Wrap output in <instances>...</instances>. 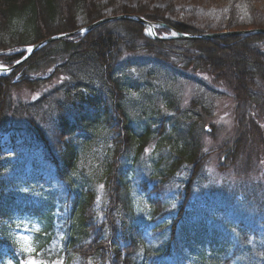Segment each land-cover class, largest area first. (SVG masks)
<instances>
[{
	"label": "trees",
	"instance_id": "trees-1",
	"mask_svg": "<svg viewBox=\"0 0 264 264\" xmlns=\"http://www.w3.org/2000/svg\"><path fill=\"white\" fill-rule=\"evenodd\" d=\"M107 5L103 0H0V36L13 34L10 39L20 50L35 40L75 31V23L65 22H72L78 12L90 15L86 25L104 18ZM113 14L141 16L192 34L183 24L166 21L153 11L123 7ZM58 20L62 26H56ZM233 20H228L229 25ZM15 26L20 31H14ZM247 28H264V18L253 19ZM27 39L34 41L24 44ZM188 46L196 55L184 54L180 62L177 51ZM124 50L161 61L169 60L163 53L170 57L175 51L176 64L185 66L195 60L198 73L225 84L233 93L239 111L246 101L250 103L254 80L264 83V35L154 41L144 35L143 26L120 21L82 38L76 35L54 42L32 55L0 77V136L11 131L26 146L10 157L0 155V264H264V198L255 192L239 198L238 190L204 186L206 156L193 126L185 125L184 119H170L171 124L159 130H152L150 124L134 129L124 95L129 90L121 79L123 69L117 70V60L112 58L114 52ZM23 54L4 53L0 63L10 67ZM56 58L63 63L59 68ZM51 61L49 75L70 79L64 80L73 88L59 84L41 98L16 101L11 91L17 69L22 68L23 75L17 78L24 84L21 89L35 91L47 83L45 67ZM78 66L86 71V79L78 75ZM93 80L113 94L109 98L114 97L120 116L115 123L113 103L95 102L100 98L94 97L96 91L103 90L92 87ZM59 95L62 102L56 98ZM92 103L91 111L83 106ZM47 106L52 113L43 109ZM76 109L80 111L73 115L75 124L70 114ZM19 124L29 129L19 130ZM77 124L82 126L80 133ZM55 128L62 135L60 142H50L47 134ZM149 143L161 153L143 160L142 151ZM228 147L225 161L232 158ZM142 198L146 224L134 218L136 202ZM19 219L30 227L29 253L14 242L12 229ZM126 221L130 237L135 227V237L121 247L117 229Z\"/></svg>",
	"mask_w": 264,
	"mask_h": 264
},
{
	"label": "rangeland",
	"instance_id": "rangeland-1",
	"mask_svg": "<svg viewBox=\"0 0 264 264\" xmlns=\"http://www.w3.org/2000/svg\"><path fill=\"white\" fill-rule=\"evenodd\" d=\"M103 2L108 3L103 11L104 18L117 16L113 14V10L120 11L123 7L129 9H144L158 13L166 21L183 24L188 30L192 31V34L196 32L212 34L223 31L252 30L248 29L247 25L255 18L258 19V22L263 21L264 18V0H103ZM76 14L71 18L73 19L72 22L68 20L65 24L75 23L76 30H78L77 28L87 26V19L90 15L87 12H78ZM90 14H93V9ZM231 17H234V22L232 23H235V25H232V23L229 25L230 22L228 20ZM62 22L58 20L55 24L57 27L62 26ZM113 22L120 21H112L100 26L105 25L106 28H109ZM127 22L141 26L137 22ZM100 26L97 28H100ZM166 26L175 29L170 24H166ZM232 26L237 28H232ZM97 28L95 29L97 30ZM15 30L17 32L20 31V26H15ZM160 31V37H166L167 34L165 32L170 33L166 29ZM12 35L2 34L0 36V54L7 52L15 53L19 50L16 47L17 42H13L10 39ZM33 41L34 39H27L24 44L32 43ZM35 41L38 43L37 40ZM72 42H75V40ZM177 52H179L180 62L184 54L188 56L196 55V50L189 46L186 48L183 47ZM149 55H144V53L129 54L124 50L122 53H119V51L114 52L112 57L117 60V63H115V66L118 67L117 70L123 69L121 79L124 80L125 85L127 84L126 88L129 90L124 95L128 106L127 111L132 123L135 125L134 129L140 127V130H142L146 124H150L152 130H159L162 128L161 126L165 128L167 123L171 124L170 119H174L175 122L184 119L186 121L185 125L191 124L193 126L198 139H200L202 151H204L206 156L202 167L204 178H206L204 186H213L220 189H225L226 186L228 192L238 190L237 195L239 198L248 195V193L255 192L263 199L264 83L259 79L254 80L256 84L249 87L250 94L248 97L251 99L250 103L246 101L245 106H242L241 111H239L233 93L226 88L225 84H217L207 75L198 73L199 65L196 64L195 60H191L190 64L185 66L183 63L176 64L175 51L173 56L171 54L170 57L163 53V57L169 59L163 61L152 56L150 57ZM47 61H50V59ZM53 61L59 65L58 68L63 65V63L59 64L57 58ZM46 63H43V65H46ZM49 63V65H46V69L44 68L49 76L48 81L46 80L47 83L35 91H31L29 88L21 89V86L24 84L21 83L20 85L18 77L20 75L22 76L23 73H19L22 68L17 69L19 71H17L16 86L13 89L14 91H11L16 101H28L37 97L41 98L56 89L57 86L66 85L65 87L67 88H73V85H69L65 81L70 79L59 78L57 76L52 78L49 75L51 69L49 70L48 66L52 64V61ZM230 66V68L234 67L231 64ZM77 70H79L78 75L86 79L87 74L86 71H83L82 66H78ZM233 75L236 76V74ZM93 85L94 88H101L103 90V92L96 91L95 96L91 95L96 98L100 97L95 101L96 103L100 102V100L103 104L105 102L107 104L113 103L111 106L113 109L112 123H115V120L119 119L120 116L117 113L118 108L114 107V97L111 100L109 98L113 94L106 93L108 91L105 87H100L95 80H93L92 87ZM79 88L81 89V87ZM3 91L5 90L3 89ZM81 92L83 93L84 91L82 90ZM84 93L87 95L91 94L88 91ZM56 98L61 102L63 100L61 95ZM93 103L90 106H83L84 108L87 106L91 111L94 107ZM198 103L200 104L197 105ZM43 109L47 114L52 113L50 106ZM79 111V109H76L74 110V114H70L72 116L70 118L75 124L76 122L74 121L77 118L73 115ZM90 115L91 113L87 116ZM181 126L184 127V123ZM17 127L19 130L26 131L29 129L24 124H19ZM76 128H78L77 130L80 133L82 126L77 124ZM47 134L50 138L52 137L50 142H56L57 140L60 142L61 139L63 140L60 131L58 132L56 128L49 130ZM9 143L10 139L7 136L3 139L2 144L7 145ZM49 145L51 146V144ZM228 145V149L232 153V158L227 156L228 159L225 161L223 153L226 151ZM160 153L156 152L154 143H149L142 151L141 159L150 160L151 156L158 157ZM221 164L223 167H221ZM229 195H232V193ZM136 203L137 207L134 218L136 220L138 219V223H141L144 217H147L145 203L142 200ZM256 203L259 204L258 202ZM174 205L175 202L172 206ZM129 227L130 224L126 221L123 226L117 229L121 239V247H127L135 237V227L131 229V237L129 235ZM29 228L28 222L25 219H19L15 222V226L12 229L15 236V241H13L26 253H29L32 248L29 239Z\"/></svg>",
	"mask_w": 264,
	"mask_h": 264
},
{
	"label": "water",
	"instance_id": "water-1",
	"mask_svg": "<svg viewBox=\"0 0 264 264\" xmlns=\"http://www.w3.org/2000/svg\"><path fill=\"white\" fill-rule=\"evenodd\" d=\"M112 21H135L143 26L149 27L151 34L154 36L155 40H162L160 38H157L155 36L154 33V28L155 26H157L158 24L149 22L144 20L141 17L138 16H129V15H118V16H114V17H110V18H104L102 20H99L89 26H86L84 28H82L79 31L76 32H72V33H67V34H62L59 36H53L50 37L46 40L41 41L40 43L33 45L30 49V53H34L37 50H39L40 48H42L45 45H48L50 43H53L55 41H61L64 40L66 38L72 37L73 35L77 34V33H82V34H87L90 31L94 30L95 28H97L98 26L108 23V22H112ZM160 25V24H159ZM163 27V25H161ZM166 29L171 30L169 27L164 26ZM255 34H262L264 35V29H256V30H247V31H231V32H221V33H214V34H207V35H178L177 38L179 39H183V40H211V39H216V38H223V37H238V36H249V35H255Z\"/></svg>",
	"mask_w": 264,
	"mask_h": 264
},
{
	"label": "snow or ice",
	"instance_id": "snow-or-ice-1",
	"mask_svg": "<svg viewBox=\"0 0 264 264\" xmlns=\"http://www.w3.org/2000/svg\"><path fill=\"white\" fill-rule=\"evenodd\" d=\"M29 51H31V49ZM0 70H2V69H0Z\"/></svg>",
	"mask_w": 264,
	"mask_h": 264
}]
</instances>
